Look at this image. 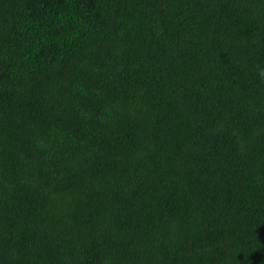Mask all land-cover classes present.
Wrapping results in <instances>:
<instances>
[{"label": "trees", "instance_id": "16d2710c", "mask_svg": "<svg viewBox=\"0 0 264 264\" xmlns=\"http://www.w3.org/2000/svg\"><path fill=\"white\" fill-rule=\"evenodd\" d=\"M0 264H264V0H0Z\"/></svg>", "mask_w": 264, "mask_h": 264}]
</instances>
